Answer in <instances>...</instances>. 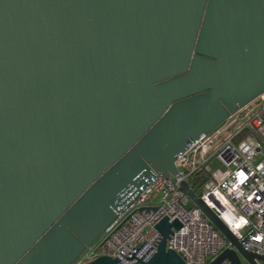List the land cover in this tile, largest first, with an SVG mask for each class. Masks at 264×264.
<instances>
[{
  "label": "water",
  "instance_id": "95a60500",
  "mask_svg": "<svg viewBox=\"0 0 264 264\" xmlns=\"http://www.w3.org/2000/svg\"><path fill=\"white\" fill-rule=\"evenodd\" d=\"M261 93L264 0H0V264H72ZM178 188L229 243L208 264L264 263ZM179 227L155 225L144 264H186L166 246Z\"/></svg>",
  "mask_w": 264,
  "mask_h": 264
},
{
  "label": "built area",
  "instance_id": "2783aa9c",
  "mask_svg": "<svg viewBox=\"0 0 264 264\" xmlns=\"http://www.w3.org/2000/svg\"><path fill=\"white\" fill-rule=\"evenodd\" d=\"M243 112L246 119L225 136L243 118H238ZM225 121L178 155L175 175H157L131 197L72 264H85L99 256L115 258L116 264H144L157 250L161 235L155 225L163 218L180 223L179 229H172L166 246L186 264H208L229 243L178 188L200 167L210 174L201 200L246 250L264 255V93ZM213 158L225 168L210 169L208 162Z\"/></svg>",
  "mask_w": 264,
  "mask_h": 264
},
{
  "label": "trees",
  "instance_id": "16d2710c",
  "mask_svg": "<svg viewBox=\"0 0 264 264\" xmlns=\"http://www.w3.org/2000/svg\"><path fill=\"white\" fill-rule=\"evenodd\" d=\"M241 135H243V133H241ZM208 180H210L209 172L205 169V167H200L190 175L188 183L192 190L197 194L202 191L204 184Z\"/></svg>",
  "mask_w": 264,
  "mask_h": 264
},
{
  "label": "rangeland",
  "instance_id": "374dc122",
  "mask_svg": "<svg viewBox=\"0 0 264 264\" xmlns=\"http://www.w3.org/2000/svg\"><path fill=\"white\" fill-rule=\"evenodd\" d=\"M241 117H243V118H242L241 120H239V121L237 122V124L234 125L233 128H231V129L225 131V133H224L225 136L231 134V133L234 132L237 128L240 127V125H241V124L243 123V121L246 119V112H243V113H241V114L238 116L239 119H240ZM225 123H226V121H224V122L221 124V126L224 125ZM208 167H209L210 169H220V168H225V167L223 166V164L221 163V161H220L219 159H217V158H213V159H211V160L208 162ZM200 194H201V192H198V193H197L198 196H200ZM190 204H192V203L190 202Z\"/></svg>",
  "mask_w": 264,
  "mask_h": 264
}]
</instances>
